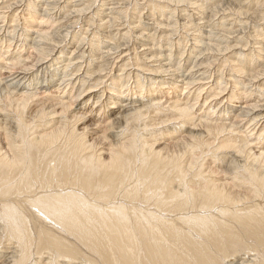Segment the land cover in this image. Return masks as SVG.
Here are the masks:
<instances>
[{
	"label": "bare ground",
	"instance_id": "obj_1",
	"mask_svg": "<svg viewBox=\"0 0 264 264\" xmlns=\"http://www.w3.org/2000/svg\"><path fill=\"white\" fill-rule=\"evenodd\" d=\"M28 1L0 0V264H264V36L254 49L236 38L247 0H143L166 21L135 29L131 46L108 29L126 2L104 0L98 34L94 23L75 34L96 0H48L46 26L29 18L42 0ZM184 4L209 19L175 62ZM217 29L236 44L214 45ZM122 49L136 52L132 71ZM210 77L215 89L189 96Z\"/></svg>",
	"mask_w": 264,
	"mask_h": 264
},
{
	"label": "rangeland",
	"instance_id": "obj_2",
	"mask_svg": "<svg viewBox=\"0 0 264 264\" xmlns=\"http://www.w3.org/2000/svg\"><path fill=\"white\" fill-rule=\"evenodd\" d=\"M29 1H31V2H33V1H35V0H29ZM28 1V2H29ZM41 1V0H40ZM63 1H65V0H63ZM97 2H96V5H97V9L95 10V11H93V12H91V13H88V14H86L85 16H84V18H83V23H78L77 25H76V27H74L75 28V34H77V31L81 28V30L82 31H84L85 29H84V27L85 28H87L88 27V25H90L91 23H94L93 25H92V27L94 28H92V31H93V33L94 32H96V34H98V29L97 28H100V27H103V26H100L101 24H103L104 22H105V20H104V22L103 21H100V19L99 18H97V17H94L93 15H91L92 13H94V12H98V11H100V9H101V7L99 6L100 5V3H102V2H104V0H96ZM107 1V0H106ZM45 2H48V0H42V5H40V8L38 7V10L37 11H39V12H36L37 14H34V16H32V17H29L31 20L32 19H34V22L35 23H37V22H39V24H41L42 26H46V24L47 25H50V24H48V22H49V20L51 19V18H53L52 16H49V14L50 13H47V15L46 16H44L46 19V21L43 19V14H46V13H44V11H42V10H44V8H43V5L44 4H46ZM108 2H109V0H108ZM126 2V8H125V10H123V8H120V9H122L125 13H121V16L120 17H124V14H125V16H126V18H124V20H120V23L119 22H117V24H119V26H117V24H115V26H113V27H111V28H108V29H110L111 30V33L112 34H114L115 35V33H116V37H114V39H116V41H118V42H125V44L127 45L128 44V41H129V45L128 46H131L133 43H134V39L133 38H135V36H136V30H138V31H140V32H147V33H152L153 32V30H155V28H157V27H154V28H152L153 26H155V24L157 23V22H159L160 20L163 22H165L166 21V19L165 18H160V14H158V15H154V14H156V13H154V11L150 8V6H147V4L145 3V1H143V0H128V1H126V0H116L115 1V3H119V4H122V3H125ZM139 2H141V3H139ZM144 2V3H143ZM195 1L194 0H191L190 1V3H194ZM244 2V1H243ZM212 4H213V2H211ZM253 3V4H252ZM129 4V5H128ZM140 4V5H139ZM244 4H246L247 6H245V7H247V10H248V13H249V15L247 16V18L246 17H243V19H238L237 21H241L242 22V24L244 23V22H246L245 24H246V27H245V24H244V33L242 34V35H238L237 34V37H236V34L234 33V34H229V35H227V34H224L223 33V31L222 30H219V29H217L215 32H216V35L213 37V44L214 45H217V44H219V45H224V44H226V41L227 40H229L228 42V44H230V46L231 47H233L235 44H236V38L238 39V37L240 38L241 36L243 37V36H245V37H243V40H244V42L246 43L247 42V47H246V49H248V48H250V49H254L253 48V45L251 44V42H253L254 41V38L256 39V37L255 36H258V34L261 32V34H262V36H264V11H261V12H257L256 14H255V9H256V7H255V4H256V0H247V1H245V3ZM118 5V4H117ZM117 5H116V7H117ZM172 6V5H171ZM169 7L172 11H175V9H174V7L175 6H172V7ZM134 7V8H133ZM178 7H180V8H178ZM178 7H176V12H174V14H175V17H177V18H174L175 20H177V21H175V27H174V31L173 32H171L172 34L174 33V35H172L173 37V40H174V43L173 44H175V47L173 48V52H174V54H175V58H176V61L175 62H178V55H177V53L179 52V53H185L186 55L187 54H189V49H191V48H193L192 47V44H194V42L191 40L192 39V37H193V35L195 34V35H198L199 34V32L200 33H203L204 31H205V29L202 27L201 29H200V25L202 24L201 22H203V21H206L207 20V18L209 17H204L203 15H201L198 11H196L195 9H192V8H189L187 5H183V6H178ZM252 7V8H251ZM136 8V9H135ZM183 8V9H182ZM249 8V9H248ZM42 9V10H41ZM104 9V8H103ZM27 10V9H26ZM25 10V11H26ZM181 10V11H180ZM121 11V10H120ZM180 13H179V12ZM102 12V11H101ZM107 12V11H106ZM129 12V13H128ZM152 12V13H151ZM20 13V10H19V12H18V14ZM40 13V14H39ZM42 13V14H41ZM52 13V12H51ZM154 13V14H153ZM189 15H188V14ZM192 13V14H191ZM196 13V14H195ZM254 13V14H253ZM182 14V15H181ZM223 13H218V14H216L215 16H210L211 17V19H212V22L213 23H215V24H217V23H219L220 22V20H221V18H222V16H224V14L222 15ZM39 15V16H38ZM196 15V16H195ZM197 15H199V16H197ZM258 15L260 16L259 18H258ZM41 16V17H40ZM93 17V22H88V19H89V17ZM159 16V17H158ZM251 16V17H250ZM12 17L13 16H11V20H12ZM130 17V18H129ZM140 17H142V18H140ZM192 17V18H191ZM248 17H250V18H248ZM255 17V18H254ZM22 18V17H21ZM86 18V19H85ZM152 20H151V19ZM181 18V19H180ZM232 18L234 19V18H236V16H232ZM252 18H253V22H252ZM8 20V19H6V21L8 20L9 22L11 21V20ZM23 19H24V17H23ZM38 19V20H37ZM188 19V20H187ZM190 19H192V20H190ZM209 19V18H208ZM36 20V21H35ZM48 20V21H47ZM99 20V21H98ZM134 20V21H133ZM148 20V21H147ZM151 20V21H150ZM247 20H249V22L247 21ZM255 20H257V21H255ZM6 21L3 23V25L4 24H6ZM22 21V20H21ZM41 21V22H40ZM96 21V22H95ZM127 21V22H126ZM137 21V22H136ZM184 21V22H183ZM199 21V22H198ZM253 23H251V22ZM262 21V22H261ZM98 22V23H97ZM102 22V23H101ZM122 22V23H121ZM179 22H181V24L179 23ZM185 22H187V23H185ZM194 24H193V23ZM20 23H22V22H20L19 21V24ZM100 23V24H99ZM177 23V24H176ZM184 23V24H183ZM198 23V24H197ZM256 23V24H255ZM12 23L10 22V24L9 25H11ZM125 24V25H124ZM136 24V25H135ZM8 25V24H7ZM34 25V24H33ZM107 25V24H106ZM127 25V26H126ZM211 25V24H210ZM131 26H135V27H131ZM184 26H188L189 27V29H186V28H184ZM248 26V27H247ZM257 26H259V27H257ZM97 27V28H96ZM124 27H125V29H124ZM176 27H177V29H176ZM263 27V28H262ZM112 28H114V30L112 29ZM122 28V29H121ZM160 28V27H159ZM199 28V29H198ZM252 28V29H251ZM258 28V29H257ZM261 28V29H260ZM108 29H106V31H110V30H108ZM136 29V30H135ZM179 29V30H178ZM55 29H53V31H54ZM97 30V31H96ZM158 31H157V33H158V36L156 37V42H159V40L161 41L162 40V35H160L159 33L161 32V28L160 29H157ZM181 30V31H180ZM199 30V32H197L196 33V31H198ZM209 30V29H208ZM234 30H236V28H234ZM246 30V31H245ZM261 30H263V31H261ZM127 31V32H126ZM217 31H221V32H219V34H218V32ZM248 31V32H247ZM256 31V32H255ZM184 32V33H183ZM188 32H189V34H188ZM192 32V33H191ZM130 33V34H129ZM132 33V34H131ZM135 35H134V34ZM194 33V34H193ZM220 33H222V34H220ZM246 33H247V35H246ZM248 33H250V34H248ZM19 34H21V33H19ZM175 34H176V36H175ZM188 34V35H187ZM191 34V35H190ZM218 34V35H217ZM119 35V36H118ZM123 35H125V36H123ZM178 35V36H177ZM190 35V36H189ZM230 35H231V37H230ZM8 37V36H10V35H7L6 33H4V35H2V38H5V40L7 41L8 39L6 38V37ZM90 36H92V34L90 33ZM89 36V39H91L92 37H90ZM247 36V37H246ZM73 37H74V35H73ZM130 37V38H129ZM178 37V38H177ZM183 37V38H182ZM236 37V38H235ZM251 37V38H250ZM221 38H223L222 40H221ZM227 38H229V39H227ZM235 38V39H234ZM120 39V40H119ZM124 39V40H123ZM250 39V40H249ZM257 39H260V38H257ZM123 40V41H122ZM190 40V41H189ZM234 40V41H233ZM248 40V41H247ZM72 40L71 39H69V41H67V42H71ZM106 41V40H105ZM131 41L133 42V43H131ZM232 41V42H231ZM2 42V41H1ZM73 42L74 43H76V41H74L73 40ZM185 42H187V43H185ZM73 43V44H74ZM180 43V44H179ZM2 44L3 45H11V46H13V44H11V43H3L2 42ZM73 44H66V55H65V57H68L69 55H70V52L73 50ZM157 44H159V43H157ZM234 44V45H233ZM161 46H163V50H166L167 48H168V45H170V44H165V42H162L161 44H160ZM165 45V46H164ZM183 46V47H181V46ZM20 45H19V43H17L16 44V47H19ZM70 46V47H69ZM72 47V48H71ZM166 48V49H165ZM184 48V49H183ZM68 49V50H67ZM71 49V50H70ZM175 49V50H174ZM15 50L16 49H14V51L12 52V54H17V53H15ZM136 50H140V49H136ZM238 50V49H237ZM69 51V52H68ZM89 50H87V52H88ZM198 49L196 48V50H195V54L196 55H198ZM234 52L236 51V50H233ZM20 52V51H19ZM177 52V53H176ZM254 53H256V50L255 51H253ZM126 53V54H125ZM136 52L133 50V52L132 53H128V52H125V49H122L121 50V52L119 53V54H122L120 57H122L123 55H128V56H125L126 57V59H125V57L124 58H120L122 61L118 64V66H120V65H124V64H128L129 63V65H131L130 67H127V68H125V71H132L133 69H134V66H132L133 65V60H134V58H135V55H133V54H135ZM208 53V54H207ZM205 55H208V56H215V55H217L216 53H209V52H205L204 53ZM222 54V53H221ZM8 55H10V54H8ZM21 55H24V57H28L29 55H30V52H29V50L27 49V50H25V51H23L22 53H21ZM115 56H117V54H115ZM56 57H57V55H56ZM196 57H198V56H196ZM216 57V59L218 58V60L219 59H221L222 57H224L223 55H218V56H215ZM129 59V61H127ZM133 59V60H132ZM162 60V59H161ZM209 60H213L212 58L211 59H209ZM259 60H261V59H259ZM127 61V62H126ZM49 62V61H48ZM164 62V61H163ZM166 62V61H165ZM164 62V63H165ZM187 62V61H186ZM123 63V64H122ZM184 62H182L181 64H183ZM190 63H191V60L190 61H188L186 64H185V69H186V67H188V66H190ZM49 64V63H48ZM47 64V65H48ZM157 64V63H156ZM155 63H150V66L153 68L154 66L153 65H156ZM63 66L62 64H58V65H56V67L55 68H59L60 66ZM217 68V67H216ZM61 70V69H60ZM198 69L196 68L195 70H193V72H194V77H200V76H198L199 75V73H201L202 72V70H198ZM62 71V70H61ZM61 71L59 72V73H57V77L58 78H60L61 76H62V74H61ZM114 72H115V68H114V70H113V72H112V74H114ZM186 72V71H185ZM228 70H226L225 72H224V75L226 74L227 75V78H226V80L227 79H229V77H228V75H232V73H229L228 74ZM81 73V72H80ZM117 73V72H116ZM117 74H123V72H119V73H117ZM145 74H147L146 72H145ZM186 74L187 73H183V77H188V76H186ZM198 74V75H197ZM61 75V76H60ZM50 76V75H49ZM150 76V75H149ZM192 76H193V73H192ZM214 78L215 77H210V78H207V79H205V80H201V81H199V83L198 84H196L197 86L195 87V88H193L192 89V91H191V94L189 95V96H191L192 98H194L195 97V94H196V92H194L195 90H196V88L197 87H202V88H205V87H209L210 89H215V86H214V83H215V81H214ZM103 80H105V81H107L105 78L103 79ZM104 81V82H105ZM203 81V82H202ZM207 83V84H206ZM55 84V83H54ZM202 84H204V85H202ZM206 84V85H205ZM44 85V84H43ZM181 85V84H180ZM179 85V86H180ZM199 85V86H198ZM258 85V84H257ZM257 85H254L253 87H252V89H251V92H252V90H253V93H254V91H256V86ZM212 87V88H211ZM209 88H206V89H209ZM30 90H32L31 88H30ZM197 91V90H196ZM33 92H36L37 93V95H39L40 96V94H41V96L40 97H42V92H43V90H33ZM194 92V95L192 94ZM206 92V91H205ZM204 92V93H205ZM184 93V92H183ZM203 93V94H204ZM225 94V93H224ZM207 97V95L205 96H202L201 98H200V101L202 102V99L204 100L205 98ZM222 96H220V97H218V100H217V102H219V99L221 98ZM256 97H257V95L256 94H254L251 98H253L252 100H250L251 101V103H253L254 101H255V99H256ZM105 98V97H104ZM191 98V99H192ZM243 101H245V100H243ZM215 103V101L212 103V105ZM223 104L224 103H222V104H218V106H223ZM234 104H235V106L236 105H240V103H238V102H234ZM208 105V104H207ZM207 105H205V107H203L202 108V110L199 112V114L200 113H203L204 111H205V108L207 107ZM91 106L93 107V104H91ZM198 106V105H197ZM196 106V110H197V107ZM238 106H236V107H238ZM231 118V117H230ZM237 126H239V128L242 130V132H243V130L245 131L246 130V128L245 127H243V123H241V124H239V125H237ZM245 128V129H244ZM243 258V257H242Z\"/></svg>",
	"mask_w": 264,
	"mask_h": 264
}]
</instances>
